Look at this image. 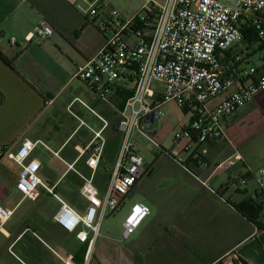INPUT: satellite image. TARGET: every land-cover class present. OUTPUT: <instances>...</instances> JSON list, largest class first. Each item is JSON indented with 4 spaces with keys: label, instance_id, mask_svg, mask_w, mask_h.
Here are the masks:
<instances>
[{
    "label": "built area",
    "instance_id": "built-area-1",
    "mask_svg": "<svg viewBox=\"0 0 264 264\" xmlns=\"http://www.w3.org/2000/svg\"><path fill=\"white\" fill-rule=\"evenodd\" d=\"M83 2L87 22L95 25L104 43L90 60L76 67L73 79L85 84L99 102L112 106L118 117L116 129L121 134L104 191L95 184L104 144L100 133H94L86 146L74 147L77 156L72 163L64 161L58 152L53 153L65 165L66 173L72 171L80 180L77 192L83 202L81 211L56 194L55 186L40 178L41 164L31 156L36 143L24 140L16 150L0 147V159L10 160L20 168L15 188L23 199L34 201L44 192L56 201L53 223L63 232L74 234L79 244L87 245L82 264H88L103 219L121 209L124 198L146 174L140 149L160 148L156 126L164 104L173 103L189 115L188 126L174 134L173 143L186 142L184 152L195 145L189 157L198 166L207 167L208 146L220 140L227 142L233 153L216 160L215 170H230L241 161L226 138L223 122L264 93V61L256 73L258 69L241 68L238 55H226L233 45L244 42V28L252 30L256 39L252 45L257 44L264 52V0H145L140 11L130 17L108 9L102 0ZM53 33L49 24L42 23L30 40L41 43ZM10 44L15 45L14 38ZM247 44L246 48L251 46ZM116 87L132 92L119 109L111 100ZM261 115L264 119V109ZM80 160L88 174L75 168ZM194 177L203 188L215 193L207 180ZM248 178L259 184L254 202L263 209V182L250 173L240 180V185H245ZM149 213L144 203L130 205L122 223L121 242L134 234ZM11 216L12 211L0 207L1 224ZM60 259L65 264H75L70 256Z\"/></svg>",
    "mask_w": 264,
    "mask_h": 264
},
{
    "label": "crops",
    "instance_id": "crops-1",
    "mask_svg": "<svg viewBox=\"0 0 264 264\" xmlns=\"http://www.w3.org/2000/svg\"><path fill=\"white\" fill-rule=\"evenodd\" d=\"M76 13L77 7L67 0H0V51L9 60L15 59L14 70L0 62V147L16 150L24 140L36 143L31 156L41 164L40 178L50 186H55L56 194H58L57 187L60 183L78 177L72 171L66 173V167L61 174H55L46 165L44 153L50 154L61 164L63 163L53 153L58 152L59 156L65 153L66 157L72 161L60 157L72 163L77 156L74 147L86 146L93 139L94 133H100L104 141L103 154L106 143L112 136L108 125L111 121H116V124L118 121L117 115L112 112L114 109L111 105L98 101L96 107L92 109L91 106L97 99L85 84L77 80L90 92V95H87V103L81 101L86 107L82 104L81 106L96 119L98 128L95 130L88 126L75 114L73 118L77 119L78 123L68 127L67 135L62 139L56 134L60 132L62 125V110H68L71 103H73L70 107L72 108L75 105L74 100L79 99L77 97L62 98V89L76 80L73 79L76 67L90 60L104 43V38L97 29L96 38H92V41L89 36H86V28L76 35L78 26ZM82 14L85 23H88L85 10ZM45 15L50 18L47 19ZM42 23L49 24L54 33L47 40L34 43L30 40L31 35ZM11 38L15 39V45L10 44ZM84 39L86 42L93 43V49L85 55L83 48H77ZM72 49L77 50L79 59L71 54ZM242 50L230 49L226 56L230 58L235 54L238 55L241 59L238 65L244 68L249 54ZM59 100H62L61 106L57 104ZM111 100H115L114 95ZM219 100L220 98L213 103ZM100 104L106 109L97 112ZM87 108L92 109L93 113ZM263 109L264 93L257 95L244 109L223 122L226 138L237 152L247 141L246 138L251 137L256 130L264 128V119L261 115ZM50 112H53V116L46 117ZM74 138L76 142L71 149L69 144ZM38 142L45 144L49 150ZM120 142L121 138L117 149ZM226 143L220 140L208 146L213 164L216 160L233 153V149ZM239 156L240 164L234 168H246L243 156L241 154ZM191 161L186 156L184 163L189 166L195 176L201 180H204L200 178L201 175H204L206 180L211 178L207 176L210 166L203 168L194 164L193 160ZM190 165H193V168ZM75 168L84 174L89 173L83 160L78 161ZM233 171V168L227 171V180L219 183L215 193L203 188L197 180H194L195 177L188 173L190 178L181 187L144 192L141 189L145 174L124 198L121 207L127 200H132L133 196L140 194L142 201H133L131 204L141 202L150 208L149 215L142 221L143 223L152 211L150 229L148 228L149 232L148 229L146 230L145 235L135 238L134 235L142 225L141 223L129 238L130 240L124 241L135 250L125 248L121 258L126 257V253L135 252L137 257L133 259L134 264L137 262L156 264V261L161 259L159 254L165 257L168 253V256L175 257L180 264H212L223 257L227 259L224 262H218L264 264V208L261 209L256 224L238 213L234 206L243 201L254 202L257 188L253 191V198H251L246 191V186L252 180H248L242 188L238 186L231 194L230 188L236 182ZM19 172L20 168L15 163L5 158L0 159V207L12 211L11 218L4 224L0 223V264H45L46 256L50 258L48 251L53 252L60 259V255L53 248L61 245L69 234L62 233L52 221V229H56L64 236L60 241L47 231L44 224L32 223L31 215L38 216L40 213L37 209L30 213L27 206L30 201L22 200L16 190L15 184ZM244 174L246 173L240 172L239 178H247L250 175L249 172L246 176H243ZM97 175L96 171V177ZM73 190L76 193L78 188L75 187ZM64 192L65 189H63ZM235 193L244 198L235 201ZM43 196L55 202L44 192L40 197ZM226 196L233 197L234 201L226 199ZM56 205L53 214L58 208L57 203ZM96 244L97 238L93 244L95 252L93 259L96 260V264H102L104 256L96 257ZM66 256L72 258V254Z\"/></svg>",
    "mask_w": 264,
    "mask_h": 264
},
{
    "label": "rangeland",
    "instance_id": "rangeland-1",
    "mask_svg": "<svg viewBox=\"0 0 264 264\" xmlns=\"http://www.w3.org/2000/svg\"><path fill=\"white\" fill-rule=\"evenodd\" d=\"M68 2H71L77 7V21L78 26L77 30L81 31L80 27L83 25V28H86L87 35L91 38H96L97 31L95 25L85 23L83 17H82V11L85 10V3L83 0H67ZM108 5V9H115L117 10L122 16L124 17H130L134 15L135 13L139 12L142 8L145 0H102ZM84 22V23H83ZM72 41V40H71ZM247 42H242L240 44L233 45L231 50L237 51L239 49H243L244 51L247 49L249 52L248 61L245 63V69L250 70L251 68L258 69L262 66V63L264 61V52L261 50V48L257 45H251L247 46ZM77 48H83L84 55L87 54L91 49H93V43L92 42H86L85 39L82 40ZM76 49H72L71 54L74 56V58L79 59V54L76 52ZM64 61H67L64 59ZM87 95H90V92L87 88L83 87L77 80H75L72 83H68L63 89H62V98H72L77 97L79 99H75L74 103L75 105L72 106L69 110H62V119H61V127L60 132H56V134L61 137L62 139L67 135L69 131V126L73 127V125L78 123L77 119H74L73 115L69 113L76 114L77 116L81 117L88 126L92 127L93 129L98 128V124L96 123V119L90 115L86 110L83 109L81 106V101L84 103H87ZM62 100H59L57 102L58 106L62 105ZM101 109H106V107L99 105V108H97V112ZM249 111V109H248ZM53 112H50L46 115V117H52ZM45 117V118H46ZM76 120V121H75ZM189 115L185 114L178 106H176L173 103H167L162 106V116L159 120V123L157 124V132H156V138L158 143L160 144L159 149H155L152 147H142L140 149V155L143 158L144 161V168L146 170V175L144 176L142 180V189L141 191H150V190H166L173 187H181L183 186V183L189 179V175L187 172H185L179 161L184 162L186 159V156H191L192 150H194L196 147L195 145H190L187 149V152H184L186 150V142H183L179 145H175L173 143V136L176 132H179L184 127H187L189 124ZM85 131V129L83 128ZM118 136L121 138V134L118 133ZM245 144L242 145L240 150L237 152L240 153L245 162H246V168L238 169L233 168V174L235 176L236 182L232 184L230 191L231 194L233 191H236L238 188V182L242 179L239 178V174L241 173H252L257 178L261 179L262 182H264V174L261 175V171L264 172V128L262 130H256L251 137L246 138ZM76 142V138L72 139V142L69 144V147L72 149L73 144ZM224 144V143H223ZM162 150H165L166 152H169L173 158L166 155ZM173 151V153L171 152ZM239 154V155H240ZM60 156L64 158L67 161H72L71 159H68L65 155V153H61ZM44 157L46 159V165L48 168L53 171L55 174H61L65 170V166L61 163H59L56 159H54L50 154L44 153ZM74 159V157H73ZM205 159L208 161L207 167L208 168V175L209 178L207 180V183L209 184L210 188L214 191L219 187L220 182H225L227 180V171L225 170H215L214 164H213V158L210 155L209 151H207V154L205 156ZM240 162H238V165ZM152 166V168H149ZM191 168H193V165H190ZM110 169V168H109ZM109 169L106 172H99V175H97L95 184L99 187L101 191H104L107 180H108V174ZM251 171V172H250ZM244 174L243 176H246ZM194 177L193 175H191ZM199 176V175H198ZM262 176V178H261ZM200 178H203L204 181L207 179L204 175H201ZM206 178V179H205ZM196 181V178L194 179ZM258 182L253 179L252 181L248 182L246 186V191H248V195H251V198H253V191L258 187ZM241 186L240 188H242ZM63 189H65V192L63 193ZM57 193L58 195L66 201L68 204L73 206L75 209L81 210L83 208V202L78 196V192L75 194L67 188V182L64 180L62 183H60L57 187ZM66 193V194H65ZM142 193V192H140ZM236 194V193H235ZM21 199L23 200L22 196L20 195ZM246 197V196H245ZM244 198L243 196H238L236 194L234 196V200H241ZM226 199L233 200V197L226 196ZM142 201V198L140 197V194H137L136 196H133L132 200H127L123 207L116 213L106 216L100 226L99 235L97 237V244H96V257L100 258L101 256H104V261L101 262L102 264H134L133 259L134 257H137L135 252L126 253V257L121 258V253L123 250L126 249H132L135 250V248L129 244H125L124 242H121V232H122V223L127 215L128 207L133 201ZM28 200H26L27 202ZM30 203H27V206L30 209V213L34 212L33 210H39L38 216L35 214L31 215L32 223H41L46 226L48 229L47 231L50 232L51 235H54V238H59L60 241L63 239V234L57 231L56 229H52V214L53 211L56 208V201L54 202L51 198L48 197H40L37 200H29ZM25 202V201H24ZM152 211L151 215L142 223V225L139 227V229L136 231L134 237L143 236L146 234V230L150 229V221L152 218ZM148 229V232H149ZM130 240V239H129ZM80 244H77L76 240L74 239V234H69V236L61 243V245L54 247V251L58 253L63 259H66L70 254H74L78 248L80 247ZM137 249V248H136ZM94 247L91 250V253L89 255V263L88 264H96V260L93 259L94 254ZM47 254L50 256L45 258V264H65L61 259H59L53 252H47ZM160 255V260L156 261V264H180L175 257L168 256V253H166V256ZM121 259V260H120ZM227 259V257H223L222 259H218L216 262L212 263H219L224 262ZM120 260V261H119ZM164 260V261H161ZM98 261H100L98 259ZM136 264H147L146 262L142 263H136Z\"/></svg>",
    "mask_w": 264,
    "mask_h": 264
},
{
    "label": "trees",
    "instance_id": "trees-1",
    "mask_svg": "<svg viewBox=\"0 0 264 264\" xmlns=\"http://www.w3.org/2000/svg\"><path fill=\"white\" fill-rule=\"evenodd\" d=\"M46 18L49 19L50 17L46 16ZM80 29L81 30L83 29V25H81ZM79 32L80 31L77 30L76 35H78ZM243 33H244V42H247L250 45H252L253 43L256 42L255 35H254V33L252 32V30L250 28H244V32ZM261 50H262V48H261ZM0 62L6 64L12 70H14L15 59L9 60L8 58H6L4 56V54L1 51H0ZM259 71L260 70L258 69L256 71V73H258ZM131 95H132L131 91H129V90H120L119 88L116 87L115 94H114V98H115L114 105H115V108H117V109L121 108L123 106L125 100L127 98H129ZM182 111L185 113L184 110H182ZM112 112H114V114H116L115 110H113ZM108 130L111 132L112 136H111V139L108 141V143H106V146L104 148V152H103V154L100 157V162H99V165H98V168H97L98 175H99V172H106L111 167V165L113 164V162H114V160L116 158V155H117V150H118L117 147H118V143H119L120 137L118 136V131L116 129V121H111L109 123ZM162 151L166 155H168L171 158H173L172 155L169 152H166L165 150H162ZM188 160L191 161V157H188ZM179 163H180L182 169L185 172H187L188 174H191L193 176L195 175L190 170L189 166L186 163H184L182 161H179ZM193 163L196 164L195 161H193ZM240 179H241V177H240ZM248 180H250V178H248ZM79 186H80V182H79L78 178L67 179V188L69 190H71L74 194H75V192H74L73 188H75V187L79 188ZM238 186H241L240 185V181L238 182ZM261 190L264 191L263 188H261ZM256 197H258L257 190H256ZM234 207L238 211V213H240L242 216L246 217L247 219L252 221L254 224H256V219H257V217H258V215H259V213L261 211V207L259 205L257 206L255 204V202H252L251 200H248V201H243L242 203L236 204ZM256 227H258V226L256 225ZM57 229L62 231L59 227H57ZM62 233H65V232L62 231ZM86 250H87L86 245H81L79 247V249L72 255V261L75 264H81L83 262V260H84V255L86 253ZM218 264H221V263L219 262Z\"/></svg>",
    "mask_w": 264,
    "mask_h": 264
},
{
    "label": "water",
    "instance_id": "water-1",
    "mask_svg": "<svg viewBox=\"0 0 264 264\" xmlns=\"http://www.w3.org/2000/svg\"><path fill=\"white\" fill-rule=\"evenodd\" d=\"M97 104H98V100L91 106V108L94 109Z\"/></svg>",
    "mask_w": 264,
    "mask_h": 264
}]
</instances>
